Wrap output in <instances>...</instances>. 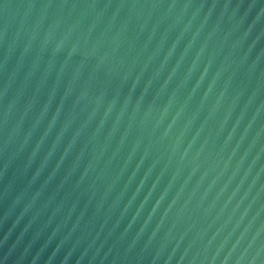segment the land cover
<instances>
[{
	"label": "water",
	"instance_id": "water-1",
	"mask_svg": "<svg viewBox=\"0 0 264 264\" xmlns=\"http://www.w3.org/2000/svg\"><path fill=\"white\" fill-rule=\"evenodd\" d=\"M0 264H264V0H0Z\"/></svg>",
	"mask_w": 264,
	"mask_h": 264
}]
</instances>
